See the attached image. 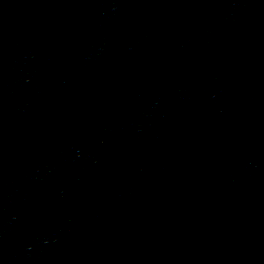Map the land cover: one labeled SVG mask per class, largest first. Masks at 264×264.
Returning a JSON list of instances; mask_svg holds the SVG:
<instances>
[{"label":"clouds","instance_id":"9594fccd","mask_svg":"<svg viewBox=\"0 0 264 264\" xmlns=\"http://www.w3.org/2000/svg\"><path fill=\"white\" fill-rule=\"evenodd\" d=\"M42 2H47V0H42ZM82 2L94 6L92 8L91 36L81 44L70 64L63 70L57 79L56 86L50 94H47L49 98L62 97L71 93L87 77L95 65L111 56L127 25L134 21L137 14H144L147 18L145 24L137 29L141 39L135 47L127 46L124 54L132 53L134 49L149 39L152 33L167 21L166 9L153 13L151 6L155 4L180 3L184 5L180 10L182 17L188 18L198 14L199 18L194 29L162 46L161 55L166 58L175 52L188 54L191 48L196 45L206 46L209 49L213 48L217 33L230 32L240 25L241 19L244 17H247L254 35V39L251 41L253 52H255L257 41L264 39V0H82ZM193 5L201 7L194 8ZM58 22H63V18H58ZM193 36H195V40L192 39ZM58 39L60 37L57 31L46 28L41 32L37 44L51 45L54 40ZM22 55L19 53L13 58L10 71H5L0 65V181L6 188L13 184L20 175L17 169L6 167V156L17 145L22 136L37 129L40 123V115L48 107L42 99L46 93L43 88L36 84L35 78L31 84L23 82L20 72ZM212 55L216 56L217 59L220 58L219 53L213 52ZM259 62L264 64V56L260 57ZM46 70L53 71V65L49 63ZM112 70L115 71V68ZM36 71L41 72L42 70L37 68ZM213 73H215V69L209 75L211 76ZM202 79L204 77H198L195 72L186 73L182 78L183 91L178 93L173 89L169 99L160 94L154 95L151 91H144L142 85L127 92L121 89V93L127 95L130 100L138 102L140 105L147 102L151 107L149 122L132 135L131 143L136 146L137 150L149 132L154 141L161 142L159 124L169 118L179 104L184 102L205 104L207 90L194 88V84ZM238 82L239 77L233 72L216 73L213 87L221 83L223 86L213 97L212 105L222 101L226 93L238 86ZM98 101L99 96L94 100L82 103L81 110L87 111ZM245 103L251 104L253 107L264 106V93L260 96H249ZM136 109L137 107L133 108L130 118L122 126L131 127V118L136 114ZM224 111L225 107L221 105L215 109V114L222 115ZM116 126L117 124L113 120L101 117L98 121L101 136L96 140H89L93 155L90 162L81 167V174H73L68 178L69 182L60 184L58 195L53 199H47L40 208H34L29 217L23 218L16 225L0 228V264H46L49 251L68 238L77 224L87 227L88 225L105 223L110 211L124 209L132 203L143 183L152 182L155 176L168 175L170 168L166 163L157 165L154 171L147 175H140L139 173H143L145 169H139L136 174L129 173L133 161L114 158L103 168L101 178L121 177L122 182L108 193L104 203L95 208L88 216L78 217L72 214L55 228L43 233L34 232L27 240L18 242L14 249L9 250L8 244L16 238L19 230L32 227L34 223L39 222L44 212L53 211L56 203L68 198L70 189L74 184L82 183L85 180V173L89 168L100 164L101 146L108 145L109 149L112 147L104 134ZM111 136L115 138L116 135ZM59 143L64 146H56L40 153L33 167L40 165L54 167L58 163L67 161L69 145L65 144L63 139ZM65 149H67V155H65ZM243 160L245 161V169L249 165L253 170L259 168V164L253 160L247 158ZM235 181L236 176L233 175L231 182L235 183ZM91 242L95 243L94 234H92Z\"/></svg>","mask_w":264,"mask_h":264}]
</instances>
